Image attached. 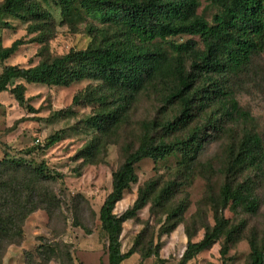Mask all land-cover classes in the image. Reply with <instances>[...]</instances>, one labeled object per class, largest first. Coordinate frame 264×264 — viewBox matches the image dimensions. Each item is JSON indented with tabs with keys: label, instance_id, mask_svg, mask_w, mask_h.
Masks as SVG:
<instances>
[{
	"label": "trees",
	"instance_id": "obj_1",
	"mask_svg": "<svg viewBox=\"0 0 264 264\" xmlns=\"http://www.w3.org/2000/svg\"><path fill=\"white\" fill-rule=\"evenodd\" d=\"M40 2H52L58 10L59 23L70 28L89 19L87 47L48 56L44 44L53 37L56 20ZM207 2L216 10L211 21L197 14L199 0H4L0 4V18L10 17L25 25L26 35H35L31 42L42 46L39 55L43 56L27 68L4 66L0 94L9 91L18 105L32 112L24 97V84L69 87L81 81L98 83L72 99V105L98 106L96 114L87 120L97 134L76 156L85 163L97 162L108 134L127 123L129 111L146 85L159 84L161 112L176 108V113L167 119L140 124L136 150L126 155L112 175L111 192L99 212L108 264H121L132 254L120 251L122 225L147 204L150 211L158 209L165 216L162 235L173 232L183 222L187 199L172 205L181 186L179 182L196 175L198 168L212 172V168L199 163L206 128L218 123V116H234L237 122L251 120L223 79L246 68L251 58L264 50V0ZM5 26L13 28L8 23ZM183 35L197 37L202 49H197L193 41L168 43L169 39ZM162 43L168 44L173 55L169 56ZM25 44L19 39L9 47L0 46V61L12 57ZM60 139L58 133L50 137L43 150ZM170 157H179L175 179L162 187L156 182L146 183L138 189L133 206L122 215H115V205L137 183L135 165L144 159L157 163ZM263 172L262 139L256 132L245 130L228 162L218 171L223 182L217 196L208 200L213 226H203V237L196 243L191 242L192 235L186 230L187 244L178 264H187L221 239L222 257L245 239L249 247L247 264H264V224L262 230L248 229L246 220L233 222L224 216L229 206L244 215L257 214V179ZM55 181L53 174L34 161L6 156L0 160V264L8 247L22 242L23 226L31 214L42 210L49 217L59 208V197L50 185ZM53 250V245L44 246L40 252L50 254Z\"/></svg>",
	"mask_w": 264,
	"mask_h": 264
},
{
	"label": "rangeland",
	"instance_id": "obj_2",
	"mask_svg": "<svg viewBox=\"0 0 264 264\" xmlns=\"http://www.w3.org/2000/svg\"><path fill=\"white\" fill-rule=\"evenodd\" d=\"M3 1L0 0V4ZM199 2L197 14L211 21L216 10L208 5L207 0ZM40 3L50 10L56 20L54 35L44 44L48 56H61L70 50L87 47L90 42L86 33L89 19L70 28L59 23L58 10L52 2ZM6 23L13 28H6ZM34 36L26 35L25 25L18 21L10 17L0 18L1 47H9L19 39L26 42L12 57L0 61V73L6 65L27 68L40 61L43 57L39 55L42 46L31 42ZM188 41H193L197 49H202L199 39L189 35L169 39L168 43L184 44ZM161 47L169 52V56L173 55L167 43H162ZM223 80L227 81L228 91L238 106L249 113L251 120L237 122L234 116H218L219 122L206 128L199 163L212 168V172L198 168L196 175L179 182L181 186L172 205L187 199L188 207L183 222L173 232L162 235L165 216L158 209L150 211V204H147L122 225L120 251L122 254L131 251L132 254L121 264H178L187 244L186 230L192 235L191 242L196 243L203 237L202 227L213 226L208 200L217 196L223 182L218 171L228 162L231 150L243 132H256L264 147V50L254 55L246 68ZM13 85L15 82L10 89ZM97 85L92 81H81L69 87L24 84V97L32 112L18 105L9 91L0 94V160L6 156L42 165L54 175L56 181L50 185L60 200L59 208L54 209L51 216L39 210L26 219L22 242L7 248L2 264H108L106 237L101 230L99 212L111 192L112 175L124 162L126 155L136 150L141 133L140 124L143 121L167 119L176 113V108L170 107L166 112H161L163 101L159 84L146 85L133 103L127 123L108 134L97 162L88 164L76 156L97 134L95 128L87 124V120L96 114L98 106L72 105V99L77 93ZM57 133L61 136L60 141L48 150H43L49 138ZM156 136L159 138L160 133ZM178 160L179 157H170L157 163L150 159L137 163V183L124 192L113 213L120 216L130 209L137 198L138 189L146 183L152 181L162 187L174 180ZM250 174L256 176L255 172ZM257 180L260 198L257 214L244 215L229 206L224 216L233 222L246 220L248 229L255 227L262 230L264 172ZM222 242L223 239L219 240L187 264H247L249 247L245 239L229 248L225 258L220 255ZM46 244L53 245V252H56L41 254V248L47 247Z\"/></svg>",
	"mask_w": 264,
	"mask_h": 264
}]
</instances>
